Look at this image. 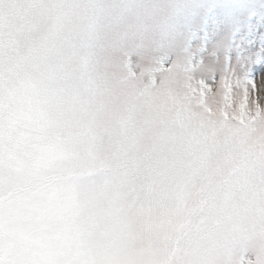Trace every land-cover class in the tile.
Instances as JSON below:
<instances>
[{"label": "snow or ice", "instance_id": "6c2138e0", "mask_svg": "<svg viewBox=\"0 0 264 264\" xmlns=\"http://www.w3.org/2000/svg\"><path fill=\"white\" fill-rule=\"evenodd\" d=\"M0 264H264V0H0Z\"/></svg>", "mask_w": 264, "mask_h": 264}, {"label": "clouds", "instance_id": "9594fccd", "mask_svg": "<svg viewBox=\"0 0 264 264\" xmlns=\"http://www.w3.org/2000/svg\"><path fill=\"white\" fill-rule=\"evenodd\" d=\"M226 48H227V43L225 40H220L218 42H216L214 45H213V50L218 52L221 56V58L223 57L225 51H226ZM195 50V49H194Z\"/></svg>", "mask_w": 264, "mask_h": 264}, {"label": "rangeland", "instance_id": "374dc122", "mask_svg": "<svg viewBox=\"0 0 264 264\" xmlns=\"http://www.w3.org/2000/svg\"><path fill=\"white\" fill-rule=\"evenodd\" d=\"M222 39L225 40L227 44L231 42V38L230 37H221L219 40L214 41L213 43H216V42H218V41H220ZM236 42L239 43V40H237ZM211 47H212L211 43L206 45V48L209 49V50L211 49ZM201 55H205V54L201 53ZM206 59H208V58L206 57Z\"/></svg>", "mask_w": 264, "mask_h": 264}]
</instances>
